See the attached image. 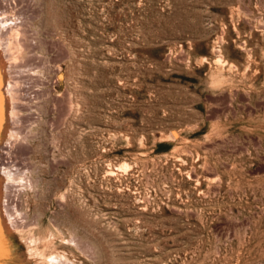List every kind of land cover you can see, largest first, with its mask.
<instances>
[{"label":"rangeland","instance_id":"374dc122","mask_svg":"<svg viewBox=\"0 0 264 264\" xmlns=\"http://www.w3.org/2000/svg\"><path fill=\"white\" fill-rule=\"evenodd\" d=\"M0 18L22 264L50 235L59 264H264V0H0Z\"/></svg>","mask_w":264,"mask_h":264},{"label":"bare ground","instance_id":"6f19581e","mask_svg":"<svg viewBox=\"0 0 264 264\" xmlns=\"http://www.w3.org/2000/svg\"><path fill=\"white\" fill-rule=\"evenodd\" d=\"M15 30H17V29H15ZM12 31H14V30H12ZM11 34H12V32H11ZM17 34H18V32H17ZM0 36H1V34H0ZM10 36H12V35H10ZM15 37H16V33H15ZM11 40H16V39H11ZM11 40H9L10 45L12 42ZM18 40L19 39H17V42H18ZM2 41H3V39H2ZM13 42H12V44H13ZM1 43H0V138H4L5 135L10 132V128L8 126V118L10 120L11 116L9 117V114H11V112L14 111V110L12 111V109H14V108H12L13 107L12 105L14 103L12 102V94H13L11 91L12 90L11 89V83L12 82L10 83V80H9V72H8L7 60H6V52L8 50L7 47L9 46V44L5 48H3ZM15 45H17V44H15ZM15 45H13V46L15 47ZM8 48H9L8 51L10 53L13 52V50L17 51V46H16V49L15 48L13 49V47H11V46ZM10 48H12L13 50H10ZM4 52H5V54H4ZM13 53L15 54V52H13ZM9 54L7 52L8 57H10L9 59H12ZM16 57H17V55H16ZM221 57H222V55H221ZM221 61H220V63H221ZM9 71L11 72L10 68H9ZM11 74H12V72H11ZM14 95H16V94H14ZM172 133H173L172 135H176V132H172ZM127 166H128V164L124 163V167L127 168ZM2 195H3V187H2V181L0 178V199L2 198ZM8 215L9 214H8L7 209L5 207L1 206V204H0V264H22L23 259L17 255L16 247H15V245L11 239V235H10V232H11L10 222H11V220H10ZM51 236H53V235H50V237ZM50 237L45 236L44 238H42L41 244L39 243L40 246L39 247L37 246V248L33 247V249H32V253L34 254L35 257H37L40 260V264H55L58 261H60V259L62 258V256H60V255L58 256V255L53 254V252H55V251L48 253V247H50L51 245H54L56 243V242L54 243ZM36 245H37V241H36ZM58 254H60V253H58ZM63 256L65 257V255H63ZM58 264H59V262H58Z\"/></svg>","mask_w":264,"mask_h":264}]
</instances>
